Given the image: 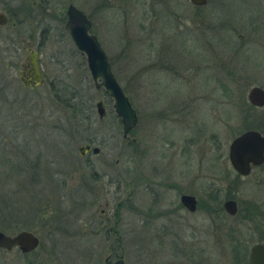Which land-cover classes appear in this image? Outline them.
<instances>
[{"label":"rangeland","instance_id":"obj_1","mask_svg":"<svg viewBox=\"0 0 264 264\" xmlns=\"http://www.w3.org/2000/svg\"><path fill=\"white\" fill-rule=\"evenodd\" d=\"M101 2L81 6L136 125L122 137L111 99L93 86L63 20H48L54 28L40 54L48 76L78 89L91 108L72 120L46 86L37 100L0 103V230L26 229L39 240L27 253L0 249V264H104L115 253L125 264H234L223 235L230 227L239 228L246 264L264 232L242 209L262 193L247 178L231 188L227 145L244 125L248 88L264 84V0ZM27 23L37 31L46 22ZM13 125L21 127L15 140ZM85 142L100 151L80 156ZM35 151L38 183L23 164ZM213 189L220 206L231 194L241 210L215 217L198 204L194 212L180 207V193L200 202ZM162 227L159 243L153 234Z\"/></svg>","mask_w":264,"mask_h":264},{"label":"flooded vegetation","instance_id":"obj_2","mask_svg":"<svg viewBox=\"0 0 264 264\" xmlns=\"http://www.w3.org/2000/svg\"><path fill=\"white\" fill-rule=\"evenodd\" d=\"M88 1L89 0H76V1L75 0H0V103L10 102V104H12V102H19V101L31 102L33 100H37L41 97V94H43L45 86L47 88V93H49V96L56 97L57 99L60 97L68 98L69 100H73L75 98L73 97V94H70V92H74L75 88L66 85L64 82H59V78L57 75H53L51 78L48 76V73L43 63L42 55L40 54L48 41L50 30L51 29L53 30L54 28V26L52 25L51 27L49 23H47V21L63 20V25H62L63 29H65V32L67 33L74 49L82 57V60L84 59L85 62L83 53L77 50V48L73 44L68 34L65 22L67 18L66 8L69 4H71L75 8L79 9L89 20L90 26L88 31L94 34L91 30L92 24L89 14L85 12L83 7L81 6L82 4L83 5L88 4ZM122 1H124V3L126 2L127 4L128 2H133V3L137 2V0H122ZM161 1L163 0H150V2L154 4L156 2H161ZM62 2L64 3L61 5ZM100 4L102 5V8L103 7L105 8L106 5L110 4V2L109 0H102ZM194 6H202V5H194ZM27 22H36V23L46 22V23L41 25V27H39L37 31H32V29L29 28ZM56 31H58V29ZM57 35H59V33H57ZM51 60L55 62L54 55L51 56ZM108 63L110 65L109 60ZM257 86H259L264 90V84ZM246 102L248 103L249 108L247 109L246 107V109L244 110V116H243L244 125L241 128V130H239L230 140H232L235 136H237L241 132L249 129H253L257 131L264 138V103L260 105L254 104L247 98V96H246ZM19 127L20 126L17 125L16 126L13 125L9 127L10 128L9 132L12 134V140H15L17 138L16 134L19 131V129L21 130V127L20 128ZM89 145L90 148L86 150L83 155H85L87 152H90L92 154H97L100 151V148L96 145L98 147V150L96 152H92L91 147L93 145L91 143H89ZM228 145H227V160L233 172L231 178L228 180L231 183V188H235L237 186V183L240 182L241 179L247 178L245 180L254 183L253 184V186H255L254 189L260 190L262 193L261 196L259 197L260 198L259 200H257L258 197H253V196L250 197V199H247L244 205V210L242 209V217L248 222H251V226L253 227V229L262 230L264 232V148L261 152L260 160L253 161L249 159L247 161V172L242 174L238 172L229 161ZM39 156L40 154L37 153V151H35L32 158L25 157L23 161V164H25L26 167L31 170L32 175L29 178L35 180L37 183L39 182V180L41 182V180H43L44 178V172L42 173V170H40L41 169L40 165H42L43 160ZM152 169L154 173H156V167L152 165ZM114 181L117 182V180ZM213 192L217 194L216 189H213ZM181 194L183 193H180L179 196ZM179 196H178V200H179ZM226 198H231L235 200L236 211L234 212V214H228L223 209L222 201ZM226 198H224L221 201L222 213L227 214L230 217H233L241 210V207L238 206L236 199L233 198L231 194H229V196H227ZM121 202L118 201L116 203L117 208L121 205ZM197 203L198 202L196 199V206L193 210L190 211L185 206H183L179 200L180 207H183L187 212H194L198 207ZM206 209L209 211L211 210L209 208ZM99 212L100 214H103L104 209H100ZM166 212L168 211L166 210ZM211 212L213 213V215L215 214V217L216 216L220 217L222 215L220 211L217 212L214 211V209H212ZM152 213L156 214V212L151 211L150 214ZM114 214H116V212H114ZM217 226L218 224H215L214 228H217ZM229 229L231 235H235L238 237L240 236L239 228L233 229L230 227ZM163 231L164 229L162 227L159 233L153 234L154 238L157 237L159 243H161V240L163 239L162 237L165 236L164 234L165 231L164 232ZM225 234L226 233L223 232V235ZM262 234L263 235L262 236L259 235L260 237L256 239L255 242L253 243L259 242L264 244V233ZM116 239L117 242L119 243V239L118 238ZM176 240L177 239L175 237L171 239L172 242H175ZM253 243H251L247 249L245 255L246 264H248L247 256H248L249 248ZM228 250L232 258V251L230 248H228ZM242 253L243 255L245 254V251L243 249H242ZM113 256H114L113 259L111 258V255L104 257L103 259L104 264H114L115 260L120 255L115 253L113 254Z\"/></svg>","mask_w":264,"mask_h":264},{"label":"water","instance_id":"obj_3","mask_svg":"<svg viewBox=\"0 0 264 264\" xmlns=\"http://www.w3.org/2000/svg\"><path fill=\"white\" fill-rule=\"evenodd\" d=\"M207 0H189L193 5H203ZM66 28L68 34L80 52L83 53L87 71L94 87H100L111 99V106L121 123V135L126 138L127 133L134 128L136 117L133 107L125 96L121 86L114 77L105 52L100 47L94 34L88 31L90 22L85 15L73 5L66 8ZM247 98L254 104L264 103V90L257 85H252L246 92ZM97 116L101 118L105 114L103 101L101 99L94 103ZM90 148L89 143H81L77 146L79 155H83ZM264 148V138L253 129L245 130L230 140L228 145V158L233 167L240 173L247 172V161L249 159L258 161ZM92 152L98 147L93 145ZM179 200L188 210L196 206V199L192 194L183 193ZM223 209L228 214L236 211L235 200L226 198L222 201ZM38 237L31 231L19 229L13 233L0 230V248L10 250L16 247L21 253H27L36 248ZM248 264H264V244L253 243L247 256ZM114 264H125L119 256Z\"/></svg>","mask_w":264,"mask_h":264},{"label":"trees","instance_id":"obj_4","mask_svg":"<svg viewBox=\"0 0 264 264\" xmlns=\"http://www.w3.org/2000/svg\"><path fill=\"white\" fill-rule=\"evenodd\" d=\"M69 94V93H68ZM70 94H73V97H75L73 100H69L68 98H62L60 97L59 103L60 105L68 110L70 114L72 115V120H76L80 118V116L83 118H87V112L86 110H90L91 108V103H87L84 105L80 99H78V89H75L74 92H70ZM87 139V138H86ZM201 207H206L209 209H214V211L221 212V206H220V201L217 199L215 193L213 191H210L207 195L206 200H202L197 203ZM225 239L227 240V246L228 248L231 249L232 251V259L234 264H239L240 260L243 257L242 253V244L241 241H239L238 236L231 235L230 234V229L226 232L225 234Z\"/></svg>","mask_w":264,"mask_h":264}]
</instances>
